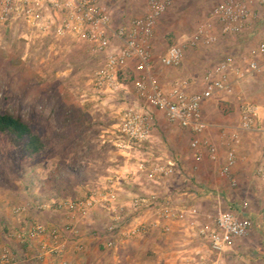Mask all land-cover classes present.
Returning a JSON list of instances; mask_svg holds the SVG:
<instances>
[{"label": "crops", "instance_id": "obj_1", "mask_svg": "<svg viewBox=\"0 0 264 264\" xmlns=\"http://www.w3.org/2000/svg\"><path fill=\"white\" fill-rule=\"evenodd\" d=\"M252 1L253 6L257 3L264 5V0ZM171 2L174 11H184L200 10L202 7L200 5L209 1L171 0ZM181 5L183 7H180ZM263 18L258 25L252 23L251 29L244 30L240 35L226 37L238 38L233 45H230L228 51L239 52L241 48L246 50L251 45H253L252 49L255 48L257 44L253 38L258 32L264 34ZM249 30L252 33H249ZM183 39H179L178 42ZM162 51L161 49L158 52L151 46L152 74L158 84L167 90L176 81L186 82L184 92H200V78L195 81L194 77L199 74L201 67L205 66V61L202 60L205 58L203 51L186 50L179 69H164L159 66L158 60L164 53ZM136 66L135 62H128L121 75V79L125 80L129 89L127 95L98 98L89 88L88 93L81 96L82 102L86 103L84 110L90 117V125L76 139L62 144L67 146L76 142L79 148L77 156L73 158L63 155V151L60 156V162L64 164L65 169L72 170L70 164L75 162L78 164L76 170L82 177V182L76 185L75 190H68L67 181H63L61 177L62 182H59V188L53 190L52 188L50 190H0V254L3 249H9L15 258L12 264H59L61 262L103 264L101 259L107 253L101 254L99 251L100 245L105 248V236L101 235L100 230L104 231L108 223L106 214L95 209L82 219H69L63 212L53 207L40 209V206L80 198L91 191L105 190L106 182L114 176L119 179L117 202L121 206H127L135 194H146L154 190L160 198L170 200L175 208L188 213L193 211L194 214H188L184 221H168L160 220L155 209L140 212L135 216L132 224H142L145 228L144 232L135 239L123 242L114 250L110 249L112 251L105 248L107 252H110L106 264H211L216 259L215 256H208L206 243L199 238L197 230L201 227H213L215 216L213 212L219 211L216 199L220 197L215 199L212 194L217 192L225 196L222 190H227L228 181L219 179L216 172L217 165L208 160L204 151L199 161L195 159V152L189 146L191 140L189 132L168 124L161 112L151 110L153 128L151 139L144 149L134 151L127 156L113 147V134L118 122L119 110L126 104L132 103L134 99L132 80L129 81V79L137 77ZM235 88L236 85L233 90ZM231 95L218 94L202 104L203 121L210 126L204 136H207L216 146L222 161L226 149L218 131L224 129L229 135L237 134L239 144L231 143L230 145L234 148L236 156V163L231 171L233 180L237 181L239 190H264V185L255 175L256 168L264 163L260 156L263 135L240 132L235 108L232 117L221 116L217 108L219 101L231 102ZM258 113L260 118H264V110ZM211 114L216 118L210 120ZM113 120L117 121L115 125ZM142 160L156 162L173 160L177 166L174 175L168 181L153 185L143 176L129 175L134 171V165ZM87 188L89 190L86 191ZM252 196V208H248L247 211H244L242 205L232 197H226L229 204L225 203V208L230 209L231 212L241 213L250 220L253 219L254 231L248 238L235 241L228 251L217 258L222 264H264V202L259 207L255 203L257 197L253 193ZM16 208H25V211L12 213V210ZM34 224L43 225L47 232L73 226L77 232L76 243L79 250H76L74 244L70 242L61 257L46 256L42 261L33 260L37 252L41 250V246L48 242L47 234L37 238L28 236L27 232ZM164 228L168 231H164ZM19 234H22L23 239H17L16 236Z\"/></svg>", "mask_w": 264, "mask_h": 264}, {"label": "built area", "instance_id": "obj_2", "mask_svg": "<svg viewBox=\"0 0 264 264\" xmlns=\"http://www.w3.org/2000/svg\"><path fill=\"white\" fill-rule=\"evenodd\" d=\"M250 3V0H222L211 9L191 36L166 49L158 60L159 66L176 69L181 65L186 50L209 48L219 38L240 35L250 24ZM171 5V0H148L142 16L113 30L109 12L101 0H0V26L9 29L20 25L28 39L81 38L94 53L104 57L102 65L93 71L90 80V89L98 98L127 95L128 86L120 80L119 75L124 73L128 62H135L138 75L131 82L134 99L119 110L113 134L115 150L129 156L134 151L144 149L151 139V110H155L163 114L168 124L188 131L191 135L189 146L195 152V159L199 161L204 151L208 160L217 165L218 176L234 186L231 171L236 156L230 145L239 144L238 135H229L224 129L220 130V138L226 149L220 161L216 146L204 136L209 126L203 121L201 106L215 95H231L235 84L264 74V39L243 62L228 56L209 68L199 80L200 92H184L187 84L179 81L165 90L152 74L151 43L158 20ZM259 121L257 109L242 104L238 130L263 135L260 156L264 162V128L258 126ZM176 166L173 160H142L134 165V171L129 175L143 176L146 181L157 185L168 181L174 175ZM255 175L264 185V163L256 168ZM118 183L119 179L114 176L106 182L105 190L42 205L40 209L53 207L69 219H82L92 210H102L108 217L103 232L104 247L108 250L144 232L142 224H132L135 216L144 210L155 209L160 220L168 221H184L188 214H194L193 211L188 213L175 208L170 200L160 198L154 190L135 194L127 206H121L117 202ZM22 211L25 208H16L12 213ZM252 230V220L241 213L217 211L213 227L198 228L197 235L206 243L208 256L216 258L211 264H222L217 258L228 251L235 241L246 238ZM164 231L168 229L164 228ZM27 233L31 238L48 235V242L33 258L37 262L46 256L61 257L70 242L79 250L77 232L73 226L47 232L43 225L34 224ZM16 237L23 239L22 234ZM14 260L9 249L1 251L0 264H12Z\"/></svg>", "mask_w": 264, "mask_h": 264}, {"label": "rangeland", "instance_id": "obj_3", "mask_svg": "<svg viewBox=\"0 0 264 264\" xmlns=\"http://www.w3.org/2000/svg\"><path fill=\"white\" fill-rule=\"evenodd\" d=\"M208 1L200 5L202 6L200 10L174 11L172 4L157 22L152 48L158 52L162 49L165 53L166 49L175 45L179 39L191 36L207 18L211 9L222 0ZM147 2L148 0H101L109 12L110 27L113 30L142 16ZM250 2L252 16L247 29H251L252 23L258 25L264 16V5L257 3L253 6V1ZM263 39L264 34L260 32L253 38L255 44ZM235 40L237 41L238 38H219L209 48L192 49L203 51L202 53L205 54V58L202 59L205 61V66H202L199 74L194 77L195 81L201 79L209 68L228 56L241 62L248 58L249 53L254 49H252L253 45L246 50L241 48L239 52L228 51ZM103 60V55L94 53L81 38L28 39L24 28L20 25L9 29L0 26V112L20 116L39 133L46 146L42 154L29 158L21 152L19 146L12 143L9 136L0 134V190H50L51 188L53 190L59 188L61 179L67 181L68 190H75L76 185L82 182V177L76 170L78 165L76 162L70 164L72 170L63 168L64 164L60 162L61 151L63 155L75 158L79 148L76 142L67 146L62 145L58 134L65 124V111L72 106L71 104L84 110L86 103L82 102L81 96L88 93L91 75L102 65ZM180 67L181 65L176 69ZM32 74L42 81H34ZM131 80L133 78L129 79ZM235 85L236 88L230 96L232 103L230 101L217 103L221 116L232 117L235 108L239 120L242 104H247L258 112L264 110V75L248 78ZM209 118L213 120L216 117L211 114ZM116 122L114 121L113 125ZM258 126L264 128V118H260ZM219 179L223 180L220 177ZM231 179L233 180V177ZM233 181L234 186L228 181L227 190H222L225 196L217 192L212 194L215 199L220 197L216 199L219 211L231 212L230 209L225 208V203L229 204L226 197H232L242 205V208L246 205L244 211L251 209L252 193L257 197L255 198L257 206H262L264 190H239L237 181ZM100 212L104 214L102 210ZM216 212L214 211L213 214ZM252 231L246 238L251 236ZM100 232L104 236V231L100 230ZM99 251L101 254L107 253L101 259V262L106 264L110 252H107L103 245H100Z\"/></svg>", "mask_w": 264, "mask_h": 264}, {"label": "trees", "instance_id": "obj_4", "mask_svg": "<svg viewBox=\"0 0 264 264\" xmlns=\"http://www.w3.org/2000/svg\"><path fill=\"white\" fill-rule=\"evenodd\" d=\"M33 80L41 82L38 76L32 74ZM120 80L121 74L119 75ZM125 81V80H123ZM65 111V124L61 128L58 137L63 144L65 141H73L82 132L88 129L90 117L77 105L71 104ZM0 134L11 138L14 145L20 147L21 152L31 158L45 151V142L39 133L25 122L20 116H14L7 112H0Z\"/></svg>", "mask_w": 264, "mask_h": 264}]
</instances>
